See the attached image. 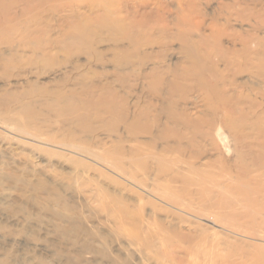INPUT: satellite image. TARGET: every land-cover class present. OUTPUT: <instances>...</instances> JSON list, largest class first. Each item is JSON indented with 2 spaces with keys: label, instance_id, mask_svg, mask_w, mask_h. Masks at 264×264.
<instances>
[{
  "label": "bare ground",
  "instance_id": "obj_1",
  "mask_svg": "<svg viewBox=\"0 0 264 264\" xmlns=\"http://www.w3.org/2000/svg\"><path fill=\"white\" fill-rule=\"evenodd\" d=\"M45 1L51 2L52 0ZM169 1L126 0L121 8H117V5H113L110 1L109 4L108 2L106 3V6L102 5V2L94 3L89 14H87L88 12L80 11L79 8L76 11L74 7L67 6L62 10L58 9L59 18L56 19L57 23L55 26L50 19L42 20L41 17H32L29 20L31 24L27 27L24 29L18 27L19 21L26 15V9L22 10L20 14L15 13L11 18L12 21L16 22L13 27L16 35L12 36V40L7 43L11 44L12 47L15 44V47H18L15 49L18 51H30L32 52L31 54H35L28 57V59L33 61L35 59L34 63L49 64V61L54 62L55 56L50 51L56 48L72 50L70 49L72 47L76 49L80 46L73 47L74 43L79 42L80 38L90 40L91 44L88 45L96 46L97 50H101L99 49V45L101 44L106 43L108 45L105 52H100V57L97 59L102 64L101 69L98 70L96 68L92 76L87 74L76 78L78 79L76 83L82 86L87 85L88 92L93 93V95L104 98L105 94H108V99H111L113 103L114 99L112 97L121 98L123 120H120V123L124 121L128 137L127 141L129 143H125L126 139L123 137L114 135L113 133L117 132L114 130L113 133H105L107 137L104 139L100 138L95 141L94 147H88L79 143L81 134L77 131H72L67 136L65 132L69 128L61 129L59 126L60 128L57 127V132L51 134L49 130L47 132L42 129L44 124L35 127L32 120L26 116L23 117L28 119L26 120L27 123H22L21 121L23 120L19 121V116H8L6 112L8 110H3L1 106L0 123L13 126L16 131L21 130L24 133L26 131H30L32 134L35 133L34 136L37 138V144L33 145L34 149L39 150L40 153H44L43 155L51 156L52 154H56L60 156L61 160L59 162L67 164L80 177L94 173L111 183H115L117 186H124L126 188L123 180L118 176L120 174L128 175L132 178L134 177L133 179L138 183L137 186L153 188L156 189V192L157 189L167 188L177 194L175 198L181 200V196H186L190 201V205L198 204L199 208L205 210L212 208L222 213L228 212L232 218H242L234 209H238L239 206L243 205L242 203H246L256 210L257 214L255 215H259L264 210L262 200L252 198V200L248 199L245 202L246 199L239 198L240 200L233 202L229 199H224V195H227L229 192L243 194L242 190H245L246 193L259 192V194L264 195V141L260 139L264 137V130L258 128L256 124L253 127L257 130L255 135H252L253 133L248 135L255 140L253 143H256L257 149L251 143L247 145L241 143L243 141L241 137L244 134V126H251L249 122H246L247 119L257 122L261 117L258 118L255 114L253 117H248L243 114L240 115L239 121L234 122L235 131L237 130L236 143L241 144V146L243 145L245 148L252 149V153L249 158L247 154L250 153L248 151L244 153L242 147H236L237 156L241 160L236 173L231 174L228 171L230 170L228 167L218 165L221 173L227 172L230 174L226 180H221L219 176H214L211 171L205 169L199 170L197 168L196 160L201 159V151V153L193 152L190 159L180 160L184 163V167L182 168L179 164L180 161H172L166 158L165 155L170 152L182 155L186 151L184 149L185 146L182 144L183 136L177 132H174L175 134L172 132L173 135L170 136L167 135L171 124L183 123L187 126L198 127L199 123H205L204 118L193 117L189 113V106L182 109L181 112H177L178 108L174 107V103L178 105L179 102L176 100L172 102V98H170L174 96L175 92L180 91L182 87L177 83L176 78L179 79L185 76L191 79L194 83L189 88L187 86V89L190 93H197V84L205 85L206 82L205 78L198 76L196 70L206 72L212 69L213 74L223 78V86L216 92L221 96L224 104L218 105L216 111H219L221 108L226 109L227 114L229 113L230 117H232L236 110L241 107H239V103L233 101L234 98L230 92L235 93V91H239L237 90L236 80V85H234L232 83L233 79H228L226 76V70L229 68L231 70L235 66L236 69L244 68L242 71H250L253 77L259 76V74L264 76V46H261L263 48L254 49L253 44L258 43L257 38L250 33H248L247 37H242V34L237 32L241 47L237 46L238 42H235L232 47H226L223 44V37L227 35L226 30H219L215 20L212 22V27L207 25L205 22L207 13L206 9L201 5V0H178L179 5L177 7H174L173 3L171 4ZM233 1L237 2V0ZM19 3H24L27 7L30 6L29 0H16V4ZM207 5H209V2ZM65 11H69V14L64 13ZM245 12V9L243 12L239 11L237 12V16L242 21L247 22L246 24H250L251 16ZM69 15L74 16L77 22L74 30L69 28L72 26V22L69 23L68 20ZM31 25H35V27L31 28ZM9 32H12V29ZM211 40L216 44L217 50L209 52L207 46ZM176 42L181 46L180 49L183 57L175 63H169L167 59L168 52L172 50L171 48ZM188 47L192 49H188ZM201 51H204L206 55L199 59ZM228 53L238 56L243 54L250 61L248 60L245 65L241 66L238 64L237 66V64H232L233 61L231 62V59L226 55ZM26 55L23 53L8 55L5 57V61L1 63V68H6L11 63L17 64L21 62ZM107 56L108 58L105 60L104 58ZM215 58L218 59V62L223 61L224 71L219 69V63L216 62ZM253 59L257 60L258 63H253ZM27 63L31 64L29 60H27ZM108 65L113 67V72L117 73L116 71H118L117 80L128 81L133 77L136 81L148 83L153 88V92L151 93L164 100L165 104L162 106V109L157 110V104L148 100L145 102L138 101L133 105L132 109L129 101L120 94V88L118 90L113 85L116 81H113V83L109 81L111 76L109 71L105 69ZM252 69H255V71H252ZM171 73L176 75V78L170 77L168 80L169 75H172ZM163 84H167L168 86H166L169 89H163ZM227 84H231L229 85L231 88L227 87ZM79 89L75 88V90H70V92L77 95L80 92L85 94L81 91V87ZM26 92L28 91L23 92L24 97L28 95ZM10 94V92H7V97ZM237 97L239 98V96ZM107 100L95 98L94 96L92 99H88L91 106L100 109L107 108L111 111V116H115L117 108L114 104L108 103ZM107 109L106 111H108ZM163 113H167L165 121L161 117ZM106 128L105 125H101V128L97 131L98 134L107 130ZM53 129L55 128L53 127ZM83 133L86 134L88 132ZM142 134H150L148 136L152 141L150 143L144 142L140 139ZM113 136H116L117 139L112 140ZM169 137L173 139L174 143L171 142ZM16 140H19V138ZM158 142H163V145L161 147L157 146ZM17 143H21L22 147H27V141L24 138L20 139ZM59 146L64 147L65 150H57L55 152L47 148ZM25 148H22V150H25ZM250 149L248 150L250 151ZM21 153H23L22 159L24 160H20V162L16 161L15 166H10L0 173L1 189H30L36 195L42 194V191H49L50 186L47 180L40 177L37 182H32L29 176L21 173V171H26V166L24 165L28 163L26 153L23 151ZM106 158H118L122 161L115 164L116 170H112L107 164H104L107 161ZM148 158L155 159L156 163L151 164L153 162H150ZM207 158L209 162L205 163V165L217 163L214 159ZM97 161H102L103 163H98ZM110 173L116 174L117 177H113ZM39 174L42 175L44 173L40 171ZM55 174L60 176L65 175L64 171L60 170L55 171ZM193 175H199L200 177H194ZM240 183H243L245 186L241 187ZM101 189L105 193L108 192L106 188ZM142 190L144 191V189ZM130 191L134 192L135 190L134 188H130ZM21 193L19 192V194ZM167 194L169 195L170 193ZM216 195L218 196L216 197ZM219 197L223 201H220ZM262 197L264 199V196ZM56 201L60 206L64 205V200L60 194L56 196ZM18 202V200H14L11 205ZM150 202L155 204L154 199L150 200ZM64 206L63 210H59L50 205L43 204V208L46 211L54 212L55 219L59 222L55 226V232L64 238L82 232L88 234V236L95 240L89 239L84 243L85 251L108 259L110 264H150V262H154L155 264H264V241L251 240L252 238L249 239L250 237L246 238V234L244 235L245 238L243 236L239 240L241 241L239 244L229 239L222 241L221 231L216 228L214 231L204 228L201 233L187 234L177 230L173 226L169 228L165 227L163 221L156 215L143 219L126 207L110 215L114 227L109 231L111 234L107 233L108 235H105L101 233L102 231L99 232L92 225H89L88 221L83 226L81 224L82 220H80L81 217L72 212L70 206ZM17 207L18 209H16ZM12 211L14 215L9 214L10 217L17 218L20 213L27 214L29 218L32 217L30 209L25 205L15 206ZM8 212L11 213L9 210ZM17 219L19 220V217ZM152 225L155 227L156 234L148 230ZM133 226L140 228L141 232L138 229V231L134 229ZM261 228L259 227L257 230ZM107 236L112 238L109 242L110 245L108 244ZM158 237L160 238L158 239ZM125 238L129 241L128 245L123 243ZM170 239H173L177 244L172 245L167 241ZM95 242L99 244L98 246H103L96 247ZM113 243L119 245L116 250L112 246ZM134 245H138L142 249V254L139 258H137L135 251H132ZM221 248L226 249V252H222ZM0 264L8 263L0 259ZM64 264H83V257L80 254L74 257L70 256Z\"/></svg>",
  "mask_w": 264,
  "mask_h": 264
},
{
  "label": "rangeland",
  "instance_id": "obj_2",
  "mask_svg": "<svg viewBox=\"0 0 264 264\" xmlns=\"http://www.w3.org/2000/svg\"><path fill=\"white\" fill-rule=\"evenodd\" d=\"M109 1L113 5H117V8H121L126 2V0H52L51 2L45 0H29L30 6L27 7L24 3L16 4V0H0V106L3 110H8L6 111L8 116L12 115L15 117L17 115L20 117L19 121L23 120L21 121L22 123H27L26 120H28L23 116L29 117L32 123L35 124H33L35 127L44 124L42 129L47 132L49 130L51 134L56 133L60 127L61 129L69 128L65 132L67 136L72 131H77L81 134L79 143L88 147H94L95 141L100 138L104 139L107 137V133H113L114 130L117 131L113 133L114 135L123 137L126 139L125 143H129L127 141L128 137L125 131L124 121L120 123V120H123L121 98L112 97L114 99L113 103L111 99H108V94H105L104 98L93 95V93L88 92L87 85L82 86L76 83L78 80L76 78L87 74L92 76L96 68L98 70L101 69L102 64L97 59L100 57V52H105V49L108 47L106 43L99 45V49L101 50H97L96 46L88 45L91 44L89 42L90 40L80 38L79 42L74 43L75 45L73 47L80 46L76 49L72 47L70 48L72 50L56 48L50 51L55 56V60L54 62L49 61V64H43L41 62L34 63L35 59L33 61L28 59V57L35 54H31L32 52L30 51H18L16 50L18 47H15V44L12 47L11 44L7 43L12 40V36L16 35V31L13 29L16 22L12 21L11 18L15 13L20 14L24 9L27 10L26 15L22 17L18 24V27L22 29L31 24L29 20L32 17H41L42 20L50 19L55 26L57 23L56 19L59 18L58 9L62 10L68 6L74 7L76 11L79 8L80 11L88 12L87 14H89L91 13L92 4L102 2V5L106 6L107 2L108 4L110 3ZM169 2L171 4L173 3L174 7L179 5L178 0H170ZM201 2V5L206 9L205 22L207 25L212 27V22L215 20L219 30H226L227 35L223 37L224 46L232 47L235 42H238L237 46L241 47L237 35V32H239L242 34V37H247L248 33H250L257 38L258 43L253 44L254 49L263 48L261 46H264V0H237V2L233 0H201ZM208 2L209 5H207ZM244 9L246 10L245 13L251 16L250 24H246L247 22L242 21L237 16V12H243ZM64 13L69 14V11H65ZM68 20L69 23L72 22V26L69 28L74 30L75 24L77 23L75 17L69 15ZM34 27L35 25H31V28ZM11 29L12 32H9ZM180 47L178 42L172 46V50L168 52L167 56L169 63H175L183 57ZM207 48L209 52L217 50V46L213 40L209 41ZM188 49L192 48L188 47ZM14 53L27 55L24 56L21 62L17 64L11 63L6 68H1V63L5 61V57ZM205 55L206 53L201 51L199 53V59ZM226 55L231 59V62L233 61L232 64H237V66L238 64L241 66L245 65L248 60L250 61L243 54L238 56L228 53ZM107 58L108 56L104 59L106 60ZM27 60L31 64L27 63ZM215 60L219 63V69L224 71L223 61L218 62L217 58ZM252 61L253 63H258L255 59ZM234 67L231 70L230 68L226 70V76L228 79H233L232 83L234 85H236V80V86H238L237 90L239 92L235 91L233 93L231 91L230 93H232L234 98L233 101L239 103V107L241 108L236 110L232 117H230L229 113L227 114L226 109L221 108L219 111H216L218 105L224 104L221 96L216 92L223 86V78L213 74L212 69L206 72L196 70L198 76L205 78L206 82L205 85L197 84V93H190L187 89V86L189 88L194 83L191 79L185 76L178 79L173 73L168 77V80L170 77L176 78L177 83L182 86L180 91L175 92L174 96L170 97L172 98V102H175V100L179 102L178 105L174 103V107L178 108L177 112H181L182 109L189 106V113L193 117L204 118L205 123H199L198 127L187 126L183 123L171 124L167 135L170 136L175 134L174 132H177L183 136L182 144L185 146L184 149L186 151L182 155L172 152L167 153L165 155L166 158L172 161H180L190 159L193 152H202L201 159L196 160L197 168L199 170L205 169L211 171L214 176H219L221 180H226L230 174L227 172L221 173L218 165L228 167L230 169L228 171L231 174L236 173L238 170L237 167L240 165L241 160L237 156L236 147H242L244 153L248 151L250 153L247 154L249 158L252 153V149L245 148L243 145L241 146V144L236 143L237 130L235 131L234 122L240 120V115L245 114L248 117H253L255 114L258 118L261 117L257 122H252L251 119H247L246 122H249L251 126H244V134L241 137L243 141L241 143L246 145L251 143L257 149V146H255L256 143H253L255 140L248 135L250 133L255 135L257 130L253 127L256 124L258 128L264 130V76L259 74V76L253 77L250 71H242L244 68L236 69V67L233 69ZM255 67L257 68L256 64ZM105 69L110 73L111 78L109 81L112 83L116 81L113 85L118 90L120 88V94L129 101L132 109L133 105L138 101L145 102L147 100L155 102L157 104V110L162 109V106L165 104L164 100L151 93L153 92V88L148 83L136 81L133 77L128 81H123L122 79L117 80L118 71H116L117 73L113 72L114 69L111 65L106 66ZM252 71H255V69H252ZM166 85L163 86V89L168 90L169 87ZM229 85L231 84H227L226 86L231 88ZM79 87H81V91L85 94L80 92L77 95L70 92V90H75V88L79 89ZM25 91H28L26 92L28 95L24 97L23 92ZM7 92L11 93L8 97ZM93 96L102 100L108 99V103L116 106L117 111L115 114L117 116H111V111L107 108L109 112L106 109L91 106L88 99H92ZM166 115L167 113L162 114V120H166ZM101 125H105L107 130L98 134L97 131L101 128ZM83 132L88 133L84 134ZM34 135L35 133L32 134L30 131H26V133L21 130L16 131L13 126L0 123V173L10 166H15L16 161L20 162V160H24L22 159L23 153H21L23 151L28 157V163L24 165L26 166V171H21V173L29 176L32 182H37L42 177L47 180L51 189V191L49 189V191H42V194L36 195L30 189L2 190L0 187V259L5 260L8 264H58L59 262V264H64L70 256L74 257L77 254L83 257V264H110L108 259L85 251L84 243L89 239L92 241L95 240L88 236V234L82 232L80 234H72L73 236H70L71 238H64L55 232V226L59 222L55 219L54 212L46 211L43 208V204L50 205L59 210H63L64 205L70 206L72 212L81 217L80 220H82L81 224L83 226L88 221L89 225H92L99 232L102 231L101 233L105 235L111 234L109 231L114 227L110 215L128 207L135 215H139L143 219H148L152 215H156L163 221L165 227L169 228L173 226L183 233H201L204 228L209 229V231L219 229L221 231L222 241L229 239L239 244L241 242L239 240L245 234L246 238L250 237L249 239L252 238L251 240L264 241V210L259 215H255L257 213L252 206L246 203H242L243 205L239 206L236 203L239 208L234 210L242 218H232L228 212L222 213L212 208L205 210L199 208L198 204L190 205V201L186 196H181L182 198L179 200V198H175L177 194L167 188L157 189L156 192V189L153 188H145L140 185L139 187L137 186L138 183L133 179L134 177L132 178L128 175L120 174L118 176L123 180L126 188L124 186H117L115 183H111L107 179L94 173L80 177L67 164L65 165L59 162L61 160L60 156L56 154H52L51 156L43 155L44 153H40L39 150L34 149L33 145L37 144V138ZM148 135L150 134H142L140 139L150 143L152 140H150ZM116 136H113L112 140H116ZM17 138L19 140L24 138L27 141V147H22L23 145L21 143L18 144L17 142L19 140H16ZM169 138L173 142V139L171 137ZM260 139L264 141V137ZM162 145L163 142H158L157 146L161 147ZM22 148H25V150H22ZM47 148L55 152L57 150H65L62 146ZM207 157L214 159L217 163L205 165V163L209 162ZM106 159L107 161L104 164H107L112 170H116L115 164L122 161L118 158ZM148 160L153 162L151 164L156 163L155 159L148 158ZM97 162L100 163L102 161ZM97 162L95 163L98 164ZM179 164L181 168L184 167L183 161H180ZM57 170L64 171L65 175H56L55 171ZM40 171L44 174H39ZM111 175L117 177L116 174ZM193 176L200 177L199 175ZM240 186L243 187L245 185L240 183ZM101 188H106L108 192L105 193ZM130 188H134L135 191H130ZM19 192L22 193L19 194ZM242 192L243 194L229 192L227 195H224V199L226 198L233 202L246 199V202L248 199L252 200L254 198L255 200H262V205H264L263 194H259V192L246 193L245 190H242ZM167 193L170 194L168 195ZM58 194L64 200V205L62 206L56 201ZM142 194L143 196H141ZM106 199L108 200L106 201ZM152 199L155 200V204L150 202ZM14 200H18L19 202L11 205ZM219 200L223 201L221 197H219ZM19 205L27 206L30 209L32 217L29 218L27 214L23 213L18 215L19 220L17 219L18 217H10L9 214L14 215L13 208ZM231 210L233 211V209ZM133 227L136 230H140L136 226ZM259 227L262 228L257 230ZM148 230L156 234L153 225ZM258 238L262 239L259 240ZM111 240L112 238L107 236L108 244ZM167 241L172 245L177 244L173 239ZM128 242L126 238L123 241L125 245H128ZM95 245L96 247L103 246H98L99 244L97 242H95ZM112 246L115 250L119 247L117 243H113ZM221 250L224 253L226 252L224 248H221ZM132 251H135L137 258L141 257V247L134 245ZM150 264L155 263L150 262Z\"/></svg>",
  "mask_w": 264,
  "mask_h": 264
}]
</instances>
